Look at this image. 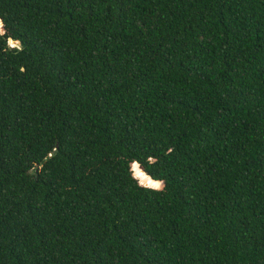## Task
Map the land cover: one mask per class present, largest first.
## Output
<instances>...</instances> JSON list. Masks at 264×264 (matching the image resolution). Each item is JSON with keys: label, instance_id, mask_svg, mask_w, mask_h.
<instances>
[{"label": "trees", "instance_id": "16d2710c", "mask_svg": "<svg viewBox=\"0 0 264 264\" xmlns=\"http://www.w3.org/2000/svg\"><path fill=\"white\" fill-rule=\"evenodd\" d=\"M0 21V264H264V0Z\"/></svg>", "mask_w": 264, "mask_h": 264}, {"label": "clouds", "instance_id": "9594fccd", "mask_svg": "<svg viewBox=\"0 0 264 264\" xmlns=\"http://www.w3.org/2000/svg\"><path fill=\"white\" fill-rule=\"evenodd\" d=\"M0 27H2V21H0ZM3 33L0 32V35ZM11 47L15 48L18 47L17 44H12ZM131 171L133 173V179H137L138 183L141 187L155 190V191H161L164 187V182L159 180H152L151 178L147 177L144 172L140 170V167L138 164H133L131 166Z\"/></svg>", "mask_w": 264, "mask_h": 264}, {"label": "water", "instance_id": "95a60500", "mask_svg": "<svg viewBox=\"0 0 264 264\" xmlns=\"http://www.w3.org/2000/svg\"><path fill=\"white\" fill-rule=\"evenodd\" d=\"M10 43H11V44H14L12 40H10ZM18 47H19V48H22L21 44H18Z\"/></svg>", "mask_w": 264, "mask_h": 264}]
</instances>
